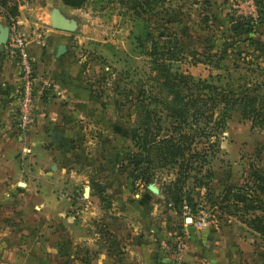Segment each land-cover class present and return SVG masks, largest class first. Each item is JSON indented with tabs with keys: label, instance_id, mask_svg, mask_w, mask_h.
<instances>
[{
	"label": "rangeland",
	"instance_id": "rangeland-1",
	"mask_svg": "<svg viewBox=\"0 0 264 264\" xmlns=\"http://www.w3.org/2000/svg\"><path fill=\"white\" fill-rule=\"evenodd\" d=\"M233 1L162 2L163 7L180 10L179 15L171 18L167 32L174 34L184 49L196 50L194 59L199 60L192 61L184 51V57L173 61L172 68L175 66L194 78L211 80L212 76L218 87L223 86L226 76L233 88L244 84L252 90L258 85L264 99V26L258 24L248 34L238 28L235 17L241 19L243 15ZM19 2L27 5L43 3L47 14L58 3L64 15L75 21L74 28L66 32L69 37H74L79 66L90 84L91 107L85 110L82 118L68 126L71 139L55 165L50 160L54 167L63 168L58 178L49 176L58 180V186L53 190L59 197L57 203H49L50 190H46L44 196L48 203H44L39 212H32L27 205L25 230L19 232L20 236L10 232V247L20 250L5 253L3 258L6 257L9 264H80L82 257L79 256H84L87 261H83L90 264H118V241L130 234L132 222L140 215L164 233L163 241L169 255L173 254L178 242L182 253L187 243L184 230L187 223L196 228L244 234V227H247L244 223L220 215L201 196L198 198L202 205L201 216L191 217L183 211L174 214L162 201L156 179L142 186L132 184L128 177L127 152L132 151V147L127 128L134 113L128 103L122 104L118 92L123 87H133L134 91L135 85L155 92L157 88L148 86L155 74L150 59L158 58L157 53L147 54V44H134L132 34L137 33L140 21L131 13L130 2L86 0L80 7L64 5L60 0ZM46 18L49 21L48 15ZM248 36L258 40L257 48L248 43ZM206 58H211V62L204 63ZM216 140L217 149L209 159V167L213 170L208 184L209 198H213L224 184L237 185L243 181L250 171V164L260 165L258 157L264 150V130L257 124L250 127L248 119L232 110ZM160 171L165 173V168ZM84 187H88L87 196L83 195ZM202 192L205 191L202 189ZM55 208L60 212L57 219L52 214ZM5 210L10 213L9 207L1 212ZM199 219L203 224H196ZM245 235L252 239L251 235ZM168 238L173 239L172 242ZM84 244L87 250H83ZM73 246L76 252L72 256ZM98 251L104 253L98 255Z\"/></svg>",
	"mask_w": 264,
	"mask_h": 264
},
{
	"label": "trees",
	"instance_id": "trees-1",
	"mask_svg": "<svg viewBox=\"0 0 264 264\" xmlns=\"http://www.w3.org/2000/svg\"><path fill=\"white\" fill-rule=\"evenodd\" d=\"M85 1L60 0L70 7H80ZM126 1L130 2L135 19L140 21L137 33L132 34L134 44H147V54L157 53L158 57L150 59L155 74L148 86L157 88L155 92L141 85H135L134 91L133 87H123L118 92L122 104L128 103L134 113L127 128L132 147L127 152L131 183L144 186L156 179L162 201L174 214L182 213L185 205L190 216L199 215L201 196L220 215L234 217L264 239V150L258 157L260 165L250 164L243 181L237 185L224 184L213 198L208 197V184L213 175L209 159L214 156L217 135L229 113L236 110L250 121V127L257 124L264 130V99L258 85H254V90L244 84L233 88L226 76L223 86L218 87L212 76L211 80L194 78L175 66L172 68V62L183 58L184 51L192 61H199L194 59L196 50L184 49L174 34L167 32L171 18L179 15V8L161 6L164 0ZM254 2L255 19L235 17L238 28L246 34L253 32L258 24L264 25V0ZM19 3V0H0V16L4 22L9 24L14 20ZM251 37L246 40L257 48L258 40ZM210 59H204V63H210ZM163 168L165 173L160 171Z\"/></svg>",
	"mask_w": 264,
	"mask_h": 264
},
{
	"label": "crops",
	"instance_id": "crops-1",
	"mask_svg": "<svg viewBox=\"0 0 264 264\" xmlns=\"http://www.w3.org/2000/svg\"><path fill=\"white\" fill-rule=\"evenodd\" d=\"M55 4L65 14L59 4ZM248 4L251 3L247 1ZM47 15L43 3L27 5L20 2L14 17V23L27 41L26 48L36 73L39 77H48L54 87L36 99V118L25 133H19L15 126L19 83L16 59L8 53L7 44L0 50V258L5 253L20 250L10 247V232L20 236L19 232L25 230L27 205L32 212H39L43 204L48 203L44 196L46 190H50L49 203H57L59 197L53 190L57 188L58 180L49 176L58 178L63 169L54 165L71 139L68 126L82 118L85 110L91 107L90 84L79 66L74 37H69L64 30L52 28L46 20ZM0 23L8 25L1 16ZM9 37L8 25L7 39ZM59 45H63L64 50L56 55ZM54 133H59L55 142ZM8 207L10 213L1 212ZM52 214L57 219L60 212L55 208ZM138 217L132 222L130 234L118 241V264H171L172 255L166 252L164 233L148 224L145 216ZM184 230L187 243L183 244L182 258L185 264H264V239L247 227L241 235L196 228L188 223ZM245 234L251 235L252 239ZM168 240L172 242L173 239ZM86 246L83 245V250H87ZM74 248L70 252L72 256L76 252ZM79 257H82L80 264L91 263L83 261L86 260L84 256ZM5 259L0 264H9Z\"/></svg>",
	"mask_w": 264,
	"mask_h": 264
},
{
	"label": "built area",
	"instance_id": "built-area-1",
	"mask_svg": "<svg viewBox=\"0 0 264 264\" xmlns=\"http://www.w3.org/2000/svg\"><path fill=\"white\" fill-rule=\"evenodd\" d=\"M247 1L251 4L247 5ZM242 5L247 7L243 9ZM235 6L240 7L239 13L243 16H248L255 19L257 16V10L254 0H237ZM10 37L6 40L7 51L15 57L18 75V88L16 92L15 102V126L19 133H25L34 124L35 113V101L36 99L47 90H54L51 80L46 76H38L33 60L30 57L26 44L27 41L23 37L19 28L14 23V20L9 24ZM183 212L189 215L187 207L183 205ZM202 212L195 216H201ZM190 216V215H189ZM192 217V216H191ZM190 218V217H189ZM197 225L203 224L199 219L196 222ZM171 264H185L180 242L176 243Z\"/></svg>",
	"mask_w": 264,
	"mask_h": 264
},
{
	"label": "water",
	"instance_id": "water-1",
	"mask_svg": "<svg viewBox=\"0 0 264 264\" xmlns=\"http://www.w3.org/2000/svg\"><path fill=\"white\" fill-rule=\"evenodd\" d=\"M49 17V23L52 28L64 30V31H70L75 26V21L72 18L66 17L64 14H62L59 9L56 6H53L50 8L48 12ZM8 35V25L7 24H1L0 23V50H2L4 44L6 43ZM64 47L63 45H59L56 50V55L63 52ZM59 133H54L53 139L54 142L57 140ZM88 194V187L83 188V195L87 196ZM186 220H189V217H185Z\"/></svg>",
	"mask_w": 264,
	"mask_h": 264
}]
</instances>
